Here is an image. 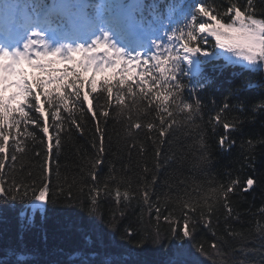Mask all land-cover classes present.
Returning <instances> with one entry per match:
<instances>
[{"label": "snow or ice", "instance_id": "snow-or-ice-1", "mask_svg": "<svg viewBox=\"0 0 264 264\" xmlns=\"http://www.w3.org/2000/svg\"><path fill=\"white\" fill-rule=\"evenodd\" d=\"M0 36V205L30 209L19 212L17 243L6 249L11 260L5 264L35 257L24 234L35 227L37 213L43 222L47 208L61 202L78 207L98 237L103 228L134 249L161 252L155 264H264V207L241 213L232 205L257 181L250 175L241 182L230 171L220 181L210 171L215 154L208 143L209 133L223 129L217 147L230 152L233 133L264 116V0H0ZM56 63L72 67L56 69ZM25 65L42 75L30 79ZM237 67L233 77L247 72L260 79L230 80L225 94L217 76L205 72ZM8 88L16 91L6 97ZM253 88L260 95L249 99ZM109 119L124 129L115 144ZM73 126L91 151L76 148L79 159L68 180L58 160ZM45 138L46 151H37ZM25 139L34 144L28 151L36 163L18 174ZM257 143L264 147V135L241 142L253 171ZM49 160L55 162L51 170ZM173 163L194 173L175 188L161 179ZM244 215L260 218L259 247L234 249L231 241L249 239L235 230ZM204 230L213 237L211 251ZM76 231L92 243L83 227ZM226 249L240 258L230 259ZM96 255L81 251L71 259L93 264ZM99 264L129 260L106 256Z\"/></svg>", "mask_w": 264, "mask_h": 264}, {"label": "trees", "instance_id": "trees-1", "mask_svg": "<svg viewBox=\"0 0 264 264\" xmlns=\"http://www.w3.org/2000/svg\"><path fill=\"white\" fill-rule=\"evenodd\" d=\"M145 2L151 3L155 2V0H145ZM165 2H176V0H165ZM240 2H243V0H240ZM209 39L214 42V38L210 37ZM217 63L223 64V60L221 59ZM233 71L239 72L240 69L238 67L236 69L225 68L223 73L220 74L219 72L210 73L208 68H205L206 73L217 76V84L220 85L222 91H225V94L228 81L230 80L235 82L244 80L248 83H254L260 79L259 73L247 72H245L243 76L233 77ZM83 76L84 79L87 80L91 78L92 72L89 71L84 73ZM96 80L100 81L101 77L97 75ZM93 95L97 94L94 93ZM259 95L260 90L257 88L247 91V97L249 99L258 98ZM217 98L219 99V96ZM93 103L95 104V101ZM114 103L115 101H113V104ZM232 115H236V113H233ZM205 119H207V115L205 116ZM262 120H264V116H258L254 124H246L241 131L234 132L233 138L235 139L236 144L230 152L221 153L217 147L219 134L223 132V129H220L216 136H212L211 133L208 135V143L215 154L212 160L213 166L210 171L215 174L220 181H227L228 177L225 173L228 171L232 173V178L238 177L241 182L245 181L250 175L257 181V184L254 186V191L249 190L242 196L233 197L232 205L241 213L246 212L250 206L253 212L264 207V147H261L257 143L254 149L253 158L255 161V171L247 166L248 162L244 159V155L248 152L247 146L244 148L241 147L242 141H247L251 137L256 138L258 141V139L264 135V129L261 128ZM94 123V121H90L89 126L91 127ZM107 133L112 138L113 144L117 142L118 138H124V129L111 119L108 121ZM50 134L55 138L56 133L52 132L51 129ZM37 135H41L39 131H37ZM9 143L11 144L12 141L10 140ZM36 143L38 144L39 141H36ZM46 145L47 140L45 138V148L37 149V151H46ZM64 145L58 163L61 166V176L71 180L72 175L75 173V165L79 159L76 148L82 146L88 148L89 151H91V149L86 144L85 139L75 130V126H73L72 137H64ZM21 146L25 147V153H17L20 157V159L15 162L18 174H20L24 168H27L29 165H35L36 163V160L33 158V153L28 151V149L34 147L32 140L25 139ZM11 150L12 149H8L9 152ZM55 151L56 148L54 144L53 153H55ZM135 159H137V157L133 154V160ZM9 163L12 162L6 161V165ZM54 163V161L49 160L50 170ZM242 164L245 165L243 168H241ZM5 170L7 171V167ZM105 171H107V169H105ZM193 174L194 173L191 171L189 165H178L173 163L163 170L161 179L170 181L173 188H175L177 180L190 178ZM200 179H203V177H200ZM166 191L167 189L163 186L157 188V192L160 194H163ZM153 199H155V197H153ZM167 203L174 204V201L168 200ZM20 211L30 213V209H25L23 206L18 207L15 211H11L0 205V264H5V261L11 260V254L6 253V249L9 245L17 243L19 228L18 216ZM137 211H139V209H137ZM105 212H107V206H105ZM45 216L46 219L42 222L40 214L37 213L34 218L35 227L24 234L29 249L34 250L36 253L35 257L31 261H15L14 264H79V258L74 261L71 257L74 253L81 251L85 253L95 252L97 254L93 264H99V262L106 256L123 257L127 255L129 264H155L156 261L163 258L161 252H156L151 248H146L145 250L134 249L132 245L121 240L118 234L113 236L103 228L100 229L102 236L98 237L96 232L91 231L90 222L78 207H64L63 202H61L54 207H48ZM250 220L253 221L251 224L249 223ZM259 220V217L253 218L244 215L242 216L241 221L235 222V230L237 232L243 231L245 235L249 236V239L244 241L237 238L231 241L232 248L239 249L241 246L246 248L259 247L260 237L256 232V221ZM261 223H264V221H261ZM70 224L72 225L71 228L69 227ZM77 226L83 227L85 232L91 234V244H88L85 241L83 234L76 231ZM222 229L223 223L216 226L217 232H221ZM202 235L204 239L207 240L209 251H211L210 245L213 239L211 233L204 230ZM226 251H228L230 259L240 258V253L238 251L235 252V254L228 249H226ZM201 259L204 258L201 257ZM215 259L218 260L220 257H215ZM207 264H211V261L209 260Z\"/></svg>", "mask_w": 264, "mask_h": 264}]
</instances>
